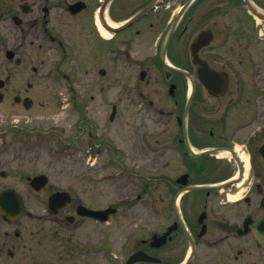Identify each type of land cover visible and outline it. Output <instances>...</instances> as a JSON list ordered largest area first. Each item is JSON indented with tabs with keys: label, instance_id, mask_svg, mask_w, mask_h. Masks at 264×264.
<instances>
[{
	"label": "flooded vegetation",
	"instance_id": "1",
	"mask_svg": "<svg viewBox=\"0 0 264 264\" xmlns=\"http://www.w3.org/2000/svg\"><path fill=\"white\" fill-rule=\"evenodd\" d=\"M64 101L70 150L149 169L163 207L127 253L106 234L119 207L94 244L75 240L89 219L69 192L43 196L49 217L28 208L50 183L35 160L58 142V110L45 107ZM0 104L3 123L31 128H0V197L23 205L0 211V264H264L252 235L264 217V0H0ZM44 221L57 228L46 235ZM139 252L148 259L128 263Z\"/></svg>",
	"mask_w": 264,
	"mask_h": 264
},
{
	"label": "rangeland",
	"instance_id": "2",
	"mask_svg": "<svg viewBox=\"0 0 264 264\" xmlns=\"http://www.w3.org/2000/svg\"><path fill=\"white\" fill-rule=\"evenodd\" d=\"M97 90L98 88H93V91ZM66 92L69 93L67 89ZM68 103L69 101L63 102L58 109L51 105L45 107L46 111L54 109L56 113L58 110V115L56 114L58 120L53 123L58 130L56 134L58 135V142L52 147L44 144L42 148L49 149V152L42 151L40 157L35 160V171L47 174L50 177V183L48 182L44 191L39 193V198L31 197L27 200L28 208L41 214L43 196L45 198L46 193L52 188L69 192L74 197L75 204L80 203L89 208L119 207L120 219L115 222L117 216L111 217L107 231L104 225L85 220L80 230H76L75 240L77 244L84 242V239L94 244L100 241L102 231H106L108 244H124V250L127 253L132 247L140 244L141 239H149L150 216H148V211L152 209L150 208L151 205L154 208H162L163 203L158 200L157 193L154 195L150 191L151 184H148L150 172L146 166L126 169L123 167L121 169L117 167L107 168L105 163H102V154L96 155L98 150L97 152L91 150L90 154L84 153V151L77 153L67 147L71 138L76 134L71 126L76 116L75 114L74 116L71 115L73 106ZM94 103L96 104V100ZM6 112L5 105L0 104L1 120H5ZM76 112L77 109L75 108L74 113ZM18 119L19 121L10 123V125L17 124L19 128L31 129L29 125L24 124L21 118ZM1 128L10 129V126L1 122ZM34 128L42 129L43 124H40V127L36 125ZM108 129L116 131L115 124L110 125ZM44 132L40 130V133L35 134L44 136ZM33 141L29 139L28 142L30 144ZM19 143L25 144L26 142L21 139ZM11 186H14V184ZM16 186L20 190L25 187L24 183H19ZM159 191L163 192L162 185H159ZM137 196H140V200H137ZM132 215L138 216L137 222L132 220ZM45 216L49 217V215ZM159 217L163 218L162 211L159 213ZM233 220L238 219L233 217ZM162 223L163 221L158 222L159 225H162ZM31 224H34V222ZM41 225L45 228L46 235L50 230L53 231L57 228L54 224L45 221ZM48 240H51L49 243L54 242L52 239Z\"/></svg>",
	"mask_w": 264,
	"mask_h": 264
},
{
	"label": "water",
	"instance_id": "3",
	"mask_svg": "<svg viewBox=\"0 0 264 264\" xmlns=\"http://www.w3.org/2000/svg\"><path fill=\"white\" fill-rule=\"evenodd\" d=\"M44 182L34 183V184L37 185V186H35L36 189H39L44 184ZM9 208H11V205H9ZM9 208L7 207V204L4 203V199L2 198L1 201H0V210H2V211H5V210L9 211ZM17 208L20 209L19 206H17ZM81 210H82V208H81ZM109 212H112V210L109 209V210L100 211V212H94V211H90V210H84L83 211V213H85V215L97 217L101 221L105 220V217L107 216V214ZM252 234L255 237V239L257 240V242H259L261 245L264 246V217L261 218V219H259L258 221H256L254 223V228H253ZM161 243H163V242H161ZM135 257H137V258L138 257H141V258L147 259V255L141 254V253H138V254H135V255L132 256L133 259ZM135 260H136V258H135Z\"/></svg>",
	"mask_w": 264,
	"mask_h": 264
}]
</instances>
